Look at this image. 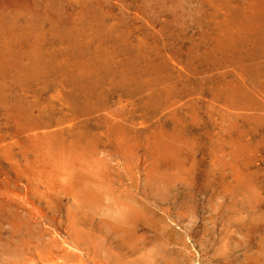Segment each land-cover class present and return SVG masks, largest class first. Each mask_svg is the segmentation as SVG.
I'll return each mask as SVG.
<instances>
[{
    "label": "rangeland",
    "instance_id": "374dc122",
    "mask_svg": "<svg viewBox=\"0 0 264 264\" xmlns=\"http://www.w3.org/2000/svg\"><path fill=\"white\" fill-rule=\"evenodd\" d=\"M0 264H264V0H0Z\"/></svg>",
    "mask_w": 264,
    "mask_h": 264
},
{
    "label": "bare ground",
    "instance_id": "6f19581e",
    "mask_svg": "<svg viewBox=\"0 0 264 264\" xmlns=\"http://www.w3.org/2000/svg\"><path fill=\"white\" fill-rule=\"evenodd\" d=\"M114 110V109H113ZM116 127V126H115ZM166 157V156H165ZM177 163V162H176ZM73 166V165H72ZM94 177V176H93ZM130 188V187H129ZM132 201V200H131ZM137 216V219H138V216L139 215H136ZM135 216V217H136ZM146 216V215H145ZM121 217V216H120ZM135 217L133 218V219H135ZM140 217V216H139ZM125 218V217H124ZM137 221V220H136ZM127 222V221H126ZM128 222H129V220H128ZM131 222H132V220H131ZM134 222V221H133ZM132 222V223H133ZM130 223V222H129ZM142 223V222H141ZM137 226V225H136ZM133 228V227H132ZM105 229V228H104ZM118 229V228H117ZM106 232V231H105ZM117 234H119V233H117ZM101 237V236H100ZM108 237V236H107ZM106 238V237H105ZM74 241V240H73ZM119 243V242H118ZM158 243H160V242H158ZM102 244V243H101ZM123 244H125V243H123ZM103 245V244H102ZM115 245V244H114ZM178 246V245H177ZM122 247V246H121ZM76 248V247H75ZM127 248V247H126ZM117 249V248H116ZM160 249H161V247H160ZM65 251V250H64ZM130 251V250H129ZM68 252V251H67ZM73 252V251H72ZM128 252V251H127ZM136 253V252H135ZM162 253V252H161ZM70 255V254H69ZM78 256V255H77ZM115 256V255H114ZM61 258V257H60ZM70 258V257H69ZM63 259V258H62ZM165 259V258H164ZM174 260V259H173ZM82 261V260H81ZM165 261V260H164ZM72 262V261H71ZM80 262V261H79ZM165 263V262H164Z\"/></svg>",
    "mask_w": 264,
    "mask_h": 264
}]
</instances>
